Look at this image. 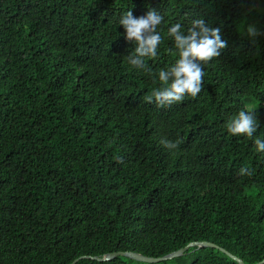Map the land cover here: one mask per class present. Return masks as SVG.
I'll list each match as a JSON object with an SVG mask.
<instances>
[{
    "label": "trees",
    "instance_id": "1",
    "mask_svg": "<svg viewBox=\"0 0 264 264\" xmlns=\"http://www.w3.org/2000/svg\"><path fill=\"white\" fill-rule=\"evenodd\" d=\"M164 20L152 74L119 19ZM203 18L227 48L193 99L144 97L178 59L168 29ZM259 35L252 38L248 27ZM250 105L253 139L228 134ZM264 0H0V264L160 258L211 242L264 260ZM182 143L174 151L160 141ZM247 167L252 175L240 176ZM79 264H152L126 256ZM153 264H240L215 248Z\"/></svg>",
    "mask_w": 264,
    "mask_h": 264
},
{
    "label": "clouds",
    "instance_id": "2",
    "mask_svg": "<svg viewBox=\"0 0 264 264\" xmlns=\"http://www.w3.org/2000/svg\"><path fill=\"white\" fill-rule=\"evenodd\" d=\"M163 20L164 17L155 10H150L146 16L139 18L134 17L130 10L121 15L119 25L125 31L126 39L136 45L134 52L124 57L133 68L152 74L146 61L157 57L159 45L162 43L158 28ZM186 33L179 23L168 29V37L174 42L178 59L170 68L158 72L161 86L153 88L144 97L145 102H155L158 107L171 106L182 102L186 96L195 99L203 90V68L221 56L222 51L227 48V42L222 40L221 29L208 26L203 18L193 20ZM248 35L255 38L259 33L254 26H249ZM256 113L246 105L227 122L228 134L253 139L259 129ZM160 143L169 151H174L182 141L177 139L173 142L165 138ZM254 144L257 152L264 153V138H255ZM239 175L251 176L252 171L244 167ZM258 264H264V261Z\"/></svg>",
    "mask_w": 264,
    "mask_h": 264
},
{
    "label": "water",
    "instance_id": "3",
    "mask_svg": "<svg viewBox=\"0 0 264 264\" xmlns=\"http://www.w3.org/2000/svg\"><path fill=\"white\" fill-rule=\"evenodd\" d=\"M192 248H196L197 250L201 249V248H215V249H218L221 252L227 254L232 259L236 260L238 263L245 264L243 262V260H241L239 257L231 254L226 249L218 246L215 243H211V242H207V241L193 242V243L189 244L188 246H186L185 248H182L181 250H179L177 252H174L172 254H169V255H166L165 257H160V258L149 257V256H146V255H143L140 253H135V252H115V253L108 254L105 257L82 256V257L78 258L77 260H75L72 264H79L80 261L85 260V259H93V260H98L101 262H108V261H112V260H114L120 256H126V257L132 258V259L140 261V262L153 264V263H160V262L173 260V259L180 258V257L183 258L184 255H186L187 252ZM256 264H258V263H256Z\"/></svg>",
    "mask_w": 264,
    "mask_h": 264
},
{
    "label": "rangeland",
    "instance_id": "4",
    "mask_svg": "<svg viewBox=\"0 0 264 264\" xmlns=\"http://www.w3.org/2000/svg\"><path fill=\"white\" fill-rule=\"evenodd\" d=\"M249 107H251L250 105H248Z\"/></svg>",
    "mask_w": 264,
    "mask_h": 264
}]
</instances>
